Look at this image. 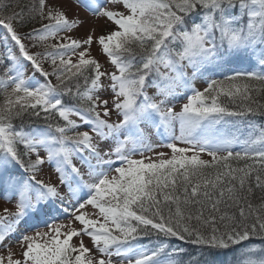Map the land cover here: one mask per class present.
<instances>
[{"label": "snow or ice", "instance_id": "1", "mask_svg": "<svg viewBox=\"0 0 264 264\" xmlns=\"http://www.w3.org/2000/svg\"><path fill=\"white\" fill-rule=\"evenodd\" d=\"M73 3L0 0V264H264V0Z\"/></svg>", "mask_w": 264, "mask_h": 264}, {"label": "rangeland", "instance_id": "2", "mask_svg": "<svg viewBox=\"0 0 264 264\" xmlns=\"http://www.w3.org/2000/svg\"><path fill=\"white\" fill-rule=\"evenodd\" d=\"M65 6L67 8L69 16H74L77 12L79 13L80 17H83L85 20L88 21L87 24H85L78 32H75L74 35L83 36L86 34L88 28L93 24L96 23L98 25L97 35L100 34V26L103 25V21H93L89 13L82 8L78 9L76 5L73 3V0H65ZM93 55L97 56L98 59H100L101 63H105L107 66V58L103 56L100 52L97 46L93 45ZM157 151H163V152H169L170 150L167 148H159ZM207 158V157H205ZM4 207H13L11 204H7L5 201L0 200V212L3 211ZM85 243L89 244V240L87 237H85ZM17 254H19V248L15 249Z\"/></svg>", "mask_w": 264, "mask_h": 264}, {"label": "trees", "instance_id": "3", "mask_svg": "<svg viewBox=\"0 0 264 264\" xmlns=\"http://www.w3.org/2000/svg\"><path fill=\"white\" fill-rule=\"evenodd\" d=\"M205 85L202 83V82H197V84H196V87L197 88H202V87H204ZM63 219V218H62ZM21 230L23 231L24 230V226L22 225V227H21ZM234 257H233V254L231 253V252H229L226 256H223V257H221V259H223V260H232Z\"/></svg>", "mask_w": 264, "mask_h": 264}]
</instances>
